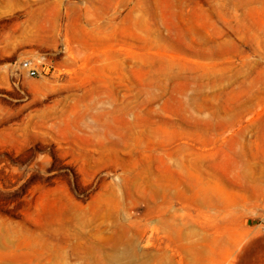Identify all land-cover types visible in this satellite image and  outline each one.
Listing matches in <instances>:
<instances>
[{
    "label": "rangeland",
    "instance_id": "obj_1",
    "mask_svg": "<svg viewBox=\"0 0 264 264\" xmlns=\"http://www.w3.org/2000/svg\"><path fill=\"white\" fill-rule=\"evenodd\" d=\"M0 264H264V0H0Z\"/></svg>",
    "mask_w": 264,
    "mask_h": 264
},
{
    "label": "built area",
    "instance_id": "obj_2",
    "mask_svg": "<svg viewBox=\"0 0 264 264\" xmlns=\"http://www.w3.org/2000/svg\"><path fill=\"white\" fill-rule=\"evenodd\" d=\"M23 68L27 69V72H28L29 76H31V77L35 76V70H33L32 68H29L26 63L23 64Z\"/></svg>",
    "mask_w": 264,
    "mask_h": 264
}]
</instances>
